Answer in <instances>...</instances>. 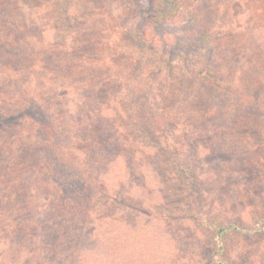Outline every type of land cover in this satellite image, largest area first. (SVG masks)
Masks as SVG:
<instances>
[{
	"label": "rangeland",
	"instance_id": "rangeland-1",
	"mask_svg": "<svg viewBox=\"0 0 264 264\" xmlns=\"http://www.w3.org/2000/svg\"><path fill=\"white\" fill-rule=\"evenodd\" d=\"M152 1L0 0V89L4 82H9L12 89L14 86L17 90L16 93L8 92L10 88L4 87L0 91V102H6L4 107H11L12 113L19 108L12 101L14 98L23 106L27 99L46 106L50 118L48 127H41L40 122L31 124L30 116L21 118L23 129L28 130L25 143L51 151L48 161L57 156L62 165H71L88 175L91 167L87 162L93 163L96 158L90 159V155L85 157L81 152L71 150L97 148L99 142L84 143L83 134L86 138L92 137L94 131L98 134V129H102L101 114L106 113L105 116L117 118L116 121L120 122L125 111L115 108V104L119 97L132 95L138 84V80L129 76L132 72L129 67L135 60V45L125 48V41L121 47L113 42L121 36L131 37L133 41L136 30L142 29L147 50L152 52V49L159 57L166 56L175 65L168 79L164 78L166 71H162L163 88L153 80L154 77H149L148 72L143 75L146 78L143 81L155 84L152 93L155 97H166L164 106L168 107V115L178 117V125H172V129L162 136L166 137L164 144L172 152L170 157L168 153L166 156L182 163L185 171L183 183L176 191L177 200L166 209L153 207L152 200L146 201L145 205L142 203L141 209L144 210L136 213L130 227H125V206L106 207L100 199L105 192H91L92 199L76 204L74 209L84 206L83 211L99 215L93 224L106 242L98 241L92 249L93 254L83 252L88 256L87 259L83 254V262L130 264L127 256L137 253L138 261H132L133 264H219L212 257L214 247L207 231L183 218L189 211L186 209L190 206V199L202 198L197 205H202L209 217L223 225L235 223L247 229L245 232L232 231L226 236L223 246L232 262L264 264V222L260 230H255L256 222L264 219V0H176L182 8L169 12V15L167 11L171 6H166L168 18L160 24L150 20L156 14ZM185 13L189 18L181 23ZM88 23H91L90 29L80 32ZM56 25H60V30H56ZM93 25L95 27L91 29ZM202 28L210 35L212 49H208L204 61L200 62L201 68L210 67L217 73L215 80L213 77V90L215 97H221L220 102L207 101L205 106L217 111L240 101L248 102V94L254 99L248 106L240 107L238 113L228 115L226 112L222 117L215 114L205 128L207 130L199 131L192 115L200 102L190 107L186 97H190L194 87L200 86L203 90L206 87L201 84V77H189L195 72V65L185 61L192 51H199L204 46L200 45L199 37ZM110 41L113 42L108 45L106 42ZM76 42L80 43V48L70 49ZM56 43L59 46L55 50ZM12 53L19 56L14 58ZM100 56V65L109 71L100 73L98 70L91 74ZM145 68L150 69L148 63ZM107 76L103 83L105 95H79L83 83L88 80L97 82ZM111 77L117 87L109 81ZM255 88H258V94L254 93ZM196 97L205 96L197 93ZM0 107L2 109L1 104ZM178 112H181L179 116ZM88 116L92 117L85 127ZM187 118L190 127L185 131L182 124ZM135 134L126 128L116 132L119 143L125 144V139L130 145ZM14 137L10 134L1 137L0 150H19V142L15 143ZM124 153L125 156L113 158L115 179L118 177V183L129 188L138 204L137 197L146 193L141 184L155 186L156 178L151 172L154 161L152 156L147 158L149 149L138 142L127 145ZM37 157L39 163L47 161ZM15 163L0 159V177L8 179L6 172L15 168ZM124 166L131 174L128 172L120 180ZM195 181L198 184L192 186ZM11 187L13 191L14 184ZM2 193H5V187ZM194 193L198 196L195 197ZM174 194L171 193V197ZM60 207L57 217L70 219L72 209L65 211ZM107 208L113 210L109 212ZM74 209L72 212L77 221L79 211L74 212ZM162 210L171 216L166 219L156 214ZM107 227L115 231L113 237L118 234L122 240H113V244L107 242ZM133 227L137 233L134 239ZM127 233L132 238L127 237ZM125 247L128 248L125 250Z\"/></svg>",
	"mask_w": 264,
	"mask_h": 264
},
{
	"label": "trees",
	"instance_id": "trees-1",
	"mask_svg": "<svg viewBox=\"0 0 264 264\" xmlns=\"http://www.w3.org/2000/svg\"><path fill=\"white\" fill-rule=\"evenodd\" d=\"M152 2L156 14L150 18V20L158 24L163 23L168 18V15H166L167 13L170 15L171 13L169 12H175L177 8H182L176 0H153ZM168 5L171 6V9L167 11L165 7ZM188 18L189 17L185 13L181 23L188 20ZM90 25L91 23L86 24L80 32H87L90 29ZM94 27L95 25H93L91 29ZM58 28H60V25H56V30H60ZM200 31V45L204 44V46L199 48V51H192L185 62L189 65L190 62H193L192 65H195V72L190 74L189 77H194L195 79L201 77L202 79L200 82L207 88V92H204L206 88L203 90L200 86L194 87V90L190 93V97H186V101H188L190 107L200 102L192 116H195L194 119L197 120L196 127L199 128V131H204L207 130L205 128H208L209 122L213 119L215 114L218 113V115L222 117V114L226 112H229L228 115H231L230 113L232 112L238 113L240 107L248 106V104L252 102L250 100L254 99V96L248 94V102L240 101L239 104L242 105L236 103L229 108L223 106L217 111L207 107V105L205 106L207 101H211L214 104L220 102L221 97H215L216 94H214L215 91L213 90V82L217 73L215 74V71L210 67L205 70L201 68L200 62L204 61L205 54L209 51L208 49L212 48H210V35H208V31L205 28H202V30L200 29ZM136 34V39L133 41H131V37L124 38L121 36L120 38H116L115 42H106L108 45L113 42L114 45H120L121 47L124 45L125 41L128 45H124L125 48H128L130 44L135 45V60L129 67V69H132L129 76L130 79L135 81L138 80V84L132 95H128V97H119L117 104H115V108H121L125 111L122 118L119 119V123L116 121L117 118L115 119L108 115L105 116L106 113H103L99 118L101 119L100 125L102 129H98V134H96L97 131H94L90 138H86V135L83 134V142H99L97 143V148L83 147V149L71 150L81 152L85 157H89L90 155V159H93L92 157L96 158L93 159V163L87 162V165L91 167L88 175L77 171V168L71 165H62L57 156L48 161L49 159H47V156L51 151L45 148H35L31 144L25 143L28 139V130L27 128L23 129L22 125L24 124L21 118L30 116L31 124L40 122L39 124H41V127H48L50 125V118L48 119L49 115L48 112H46V106H41L40 103L33 102L32 99H30L32 101L27 99L26 105L23 106L15 101L16 98H14L12 101H14L16 105L18 104L19 107L18 110L15 111V114L12 113L11 107H4L6 102H3V104L2 101L0 102L2 106V109L0 107V138L7 134L13 135L15 136L13 138L14 141H16L15 143L19 142L20 148L15 151L0 150V159L7 162L11 161L13 165L18 161V164L15 163L17 169L15 166V168L11 167L7 170L6 173L9 175L8 179L0 177V245L2 246V251H0V264H90V261L87 263L83 262V254L88 259V256L83 252L87 251L93 254L92 249L94 246H97L98 241L106 242L103 241V238H100V233L97 232L96 226L93 224L94 221L99 218V215L96 216V214L91 211H83L84 206L77 209H74V206L83 201L92 199L93 195L91 192L100 193V191H104L105 193L102 194L100 199H103L106 207L110 206L114 207V209L118 205L126 207L124 211L125 220L127 219V221H125V227H130L135 220L136 213L140 210H144L141 209V207H143L141 206L142 203L144 204L146 201L152 200L151 204L153 207L163 206L162 209H166L172 206L177 200L176 191H178V188L183 183L182 178L185 171L182 168L181 162L172 161L166 156V153H168L167 155L169 156L172 152L169 150V147L164 144L166 137L162 135H164L167 130L172 129V125H178V117L176 118L175 115L173 118L171 115H168V107L164 106L166 97H155V94L152 93L155 84H151L150 82L144 83L143 81L146 79L143 75L148 72V74H150L149 77H154L153 80L159 83V86L163 88L162 82H165V80L163 79L164 81H162L160 77L162 71H166L164 78L166 79L167 77L168 79L172 75V69L175 65L171 63L166 56L164 58L159 57L152 49V52L147 50L148 45L146 41L143 40L145 33L142 29L136 30ZM83 36H85V34H83ZM188 40L190 39L188 38ZM197 41L199 40L197 39ZM81 42L83 44V40ZM57 44L58 43H56L55 50L59 46V44ZM79 44V42H76V45L70 49L76 50L78 48L77 46L80 48ZM58 51L59 50H57V52ZM148 53L151 55L146 56ZM70 55L72 54L70 53ZM12 56L17 58L19 55L12 53ZM192 56H194V58H192ZM100 60L101 56L98 59V65L95 66L91 74H94L98 70L102 73L105 70L103 69L104 66L100 65ZM147 63L151 71L145 68ZM107 69L106 67L104 72L109 71ZM107 78L108 76L106 79L103 78L97 82L95 80L92 83L91 80H88L87 83H83V87L81 89L79 88V91H81L79 95L81 97H102V95L106 94V87L103 86V83ZM109 81L113 86L117 87L113 77H111ZM3 85H1L3 87L0 91L8 86L10 88L8 92H17L14 86L12 89L11 83L4 82ZM120 90L121 89H119V91ZM217 92L223 94L220 91ZM258 92V88H255L254 93L258 94ZM129 93H131V91H129ZM197 93L205 97H196ZM107 97L109 96L107 95ZM180 101L181 99L179 102ZM235 101L238 102L237 99H234V102ZM198 108L199 110L197 111ZM180 109L181 108H179V110ZM180 113L181 112H178L177 115L179 116ZM16 115L19 117H16ZM91 117L92 116H88L85 120L87 123L85 127L89 124L88 120L91 119ZM248 117H251V114H248ZM185 121L186 123L182 124V127L186 131V129L190 127V124L187 122L188 118L185 119ZM85 127H83V133ZM125 128L136 133L135 137L132 139L131 145L138 142L147 147L150 154L147 158L152 156L154 161L152 163L151 172L156 178L154 182L155 186L149 185L148 183L141 184V186L145 188L146 193L142 195V197H137V201H139L138 204L134 201V196L130 194L129 188L125 186L124 183H118V177L115 179L116 175L114 174L116 169L114 168L115 165H113V158L125 156L126 153L124 152L126 146H131L125 139L123 141L127 144L126 146L123 143H119L117 138L116 132L120 131V129L124 130ZM17 135H20V138H18ZM37 156L46 158L47 161L39 163L40 161L37 160ZM126 156H128V154ZM144 157L143 154L142 158ZM83 169L85 170V168ZM123 172L124 173L121 174L122 177L119 176L120 180H123L124 175L128 172L130 173V169L124 166ZM144 178H146V175ZM12 184H14L15 187L13 191L11 187ZM134 184L137 185V182ZM196 184H198L197 181L191 185L194 186ZM4 187L5 193L3 194L2 190ZM118 187L122 189H118ZM42 191L46 192L41 193ZM173 192H175V194L171 197V193ZM194 196L196 197L198 194L194 193ZM56 199H58L59 202H56ZM201 199L202 198L190 199V206L186 209L189 211H187V215L183 218H186L198 227H203V229L207 231L214 247L212 257L215 258L219 264H234L232 259L227 255L223 243L225 242L226 236L232 231L245 232L247 229L241 228L235 223L223 225L220 221L209 217L208 212L204 210L202 205L200 207L197 205L200 203ZM59 206L65 211L69 208L72 209L69 214L70 219L66 220L57 217ZM73 209L74 212L79 211V217H76L79 218L77 221L74 218ZM107 210L111 212L113 209L107 208ZM193 212H196V215L193 216ZM156 214H161V216L166 219L171 216V213L166 210L159 211ZM79 221H81V224H79ZM114 221L115 220H112L111 223H114ZM263 222L264 219H259L255 224V230H260V225ZM134 231L135 227H133V239L137 236V233ZM114 233L115 231L109 227L105 230V234L108 235L107 242H110V244H113L111 243L113 240H120L119 238L122 240V237H119L118 234H115L113 237ZM126 236L130 237L128 233ZM127 248L128 247H125V250ZM125 250L124 252L126 253ZM137 255V253H132L127 256L130 264H133L134 261H138ZM91 263L94 262L91 260Z\"/></svg>",
	"mask_w": 264,
	"mask_h": 264
}]
</instances>
